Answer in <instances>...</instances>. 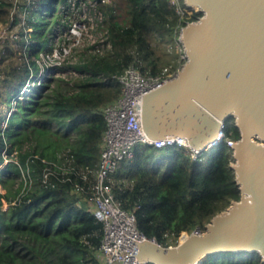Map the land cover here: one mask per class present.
<instances>
[{"label": "trees", "instance_id": "trees-1", "mask_svg": "<svg viewBox=\"0 0 264 264\" xmlns=\"http://www.w3.org/2000/svg\"><path fill=\"white\" fill-rule=\"evenodd\" d=\"M60 1L36 0L33 14L39 18L47 5L55 3L56 8ZM96 1L111 47L101 53L86 48L69 64L77 75H49L38 83L37 62L23 59L12 67L0 66V73L7 74L1 100L14 107L0 115L4 189H0V264H96L93 247L101 242L102 222L91 210L87 194L61 174L44 182L43 172L48 162L58 161L66 151L74 157L75 166L93 177L107 126L103 109L121 92L118 75L130 64L150 74L165 66L176 68L175 47L171 55L167 51L162 55L158 49L161 43L173 46L186 21L202 14L181 17L171 0ZM14 5L13 0H0V24L12 19ZM20 6L29 8L26 1ZM38 18L28 21L37 28ZM50 30L40 33L46 34L40 49L46 47ZM7 48L1 52L2 59L12 53ZM3 119H7L5 127ZM240 136L230 117L223 140L196 156L183 145L138 144L133 158L120 161L112 174L118 201L137 214L138 227L147 237L163 245L178 244L183 232L191 233L198 226L204 229L215 214L239 199L240 185L232 167L234 150L228 140ZM202 264L264 262L258 252L221 251L210 254Z\"/></svg>", "mask_w": 264, "mask_h": 264}, {"label": "water", "instance_id": "water-1", "mask_svg": "<svg viewBox=\"0 0 264 264\" xmlns=\"http://www.w3.org/2000/svg\"><path fill=\"white\" fill-rule=\"evenodd\" d=\"M202 14L180 29L186 60L177 75L143 96L141 115L153 139L184 136L199 152L231 142L241 195L176 245L140 242L154 264H202L221 251L258 252L264 262V0H184Z\"/></svg>", "mask_w": 264, "mask_h": 264}, {"label": "built area", "instance_id": "built-area-1", "mask_svg": "<svg viewBox=\"0 0 264 264\" xmlns=\"http://www.w3.org/2000/svg\"><path fill=\"white\" fill-rule=\"evenodd\" d=\"M171 1L181 17H188L195 12L199 13L196 7H190L182 0ZM109 45L110 48L111 44ZM94 50L103 52V48H98V46ZM175 50L179 54V64L176 68L165 66L159 73L150 74L142 71L137 65L130 64L118 75L121 92L103 109L107 126L103 133L100 161L93 171V177L88 170L75 166L74 157L69 156L66 151L59 155L58 161H47L49 165L43 172L44 182L52 175L59 176V174L64 180L73 182L77 190L87 194L91 210L102 222L101 242L97 248L93 247L96 264L149 263L140 256V242L149 237L139 229L137 214L122 207L118 201L111 177L120 161L133 158L135 149L140 143L159 148L180 145L191 147L184 136L160 139L149 137L142 122L143 96L163 85L168 79L175 77L186 60L179 37L175 42ZM1 125L5 127L6 124ZM224 136L225 134L223 138ZM228 142L231 145L232 140ZM193 151L195 156L200 153L194 149ZM23 176L26 177V174L23 173ZM86 242L89 243V240L86 239Z\"/></svg>", "mask_w": 264, "mask_h": 264}, {"label": "rangeland", "instance_id": "rangeland-1", "mask_svg": "<svg viewBox=\"0 0 264 264\" xmlns=\"http://www.w3.org/2000/svg\"><path fill=\"white\" fill-rule=\"evenodd\" d=\"M13 1L15 5L12 19L0 24V66L4 67L7 64L8 67H12L24 59L31 64L33 61L39 63L41 75L38 76V83L49 75H63L65 78H70L77 75L78 72L69 64L76 62L86 48L91 47L90 51H94L92 46L103 49L110 46L107 42L106 29H102L101 26L104 15L99 10L96 0H61L56 8L55 3L47 5L40 12L39 18L33 14L36 0ZM25 1L29 8L20 6ZM106 1L111 2V0ZM123 14L122 9L121 16ZM31 17L38 18L39 27L36 28L33 23L28 21ZM14 18L17 19L14 20ZM48 27H51V30L47 33L49 36L47 45L40 49V42L46 38V34L40 36V33ZM24 39L26 42L23 41ZM7 46L12 48V53L2 59L1 52L2 50L6 51ZM173 47L175 44L171 46L161 43L158 52L165 55V51H167L171 55ZM57 66H64V69L61 71ZM6 75V71L0 73V115L8 113V110L14 108H9L1 100L3 80ZM30 84L33 86L34 82L32 81ZM29 89V87L26 88V93L29 92ZM1 124H7V119H3ZM0 189L4 190L1 182Z\"/></svg>", "mask_w": 264, "mask_h": 264}, {"label": "bare ground", "instance_id": "bare-ground-1", "mask_svg": "<svg viewBox=\"0 0 264 264\" xmlns=\"http://www.w3.org/2000/svg\"><path fill=\"white\" fill-rule=\"evenodd\" d=\"M154 264H157L156 262H154Z\"/></svg>", "mask_w": 264, "mask_h": 264}]
</instances>
